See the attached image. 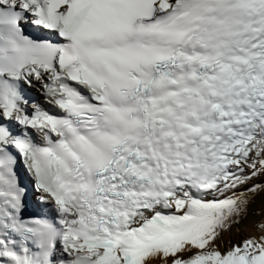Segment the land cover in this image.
Listing matches in <instances>:
<instances>
[{"label":"snow or ice","instance_id":"6c2138e0","mask_svg":"<svg viewBox=\"0 0 264 264\" xmlns=\"http://www.w3.org/2000/svg\"><path fill=\"white\" fill-rule=\"evenodd\" d=\"M0 121L2 264H264V234L216 244L244 194L203 198L264 170V0H0ZM12 149L56 223L21 218Z\"/></svg>","mask_w":264,"mask_h":264},{"label":"bare ground","instance_id":"6f19581e","mask_svg":"<svg viewBox=\"0 0 264 264\" xmlns=\"http://www.w3.org/2000/svg\"><path fill=\"white\" fill-rule=\"evenodd\" d=\"M42 81L33 80L35 87L42 86ZM255 158V154L252 153ZM262 157V156H261ZM246 166L244 167V169ZM259 183L256 191H249L256 188L254 184L252 187H245L243 185H237L231 190L219 192L209 191L203 193L205 199H224L232 195L244 194L247 204L244 206V210L240 216L236 217L231 223L230 227L223 230L216 241V244L221 250H226L234 244L242 242L244 239L252 236L259 237L264 230L261 229V225H264V176L252 177L251 180ZM252 180V181H253ZM242 187V188H241ZM146 264H164V258L162 256L149 257Z\"/></svg>","mask_w":264,"mask_h":264},{"label":"rangeland","instance_id":"374dc122","mask_svg":"<svg viewBox=\"0 0 264 264\" xmlns=\"http://www.w3.org/2000/svg\"><path fill=\"white\" fill-rule=\"evenodd\" d=\"M253 156V155H252ZM254 157V156H253ZM256 158V157H255ZM260 158H264V155H262V157H260ZM252 169L250 168V167H248V166H246V168L243 170V173L241 174V173H237L238 175H243V176H245V177H249L248 179H246L245 181H243L242 183H240L239 185H243V186H245V187H252V184H254V186L256 187V186H258L259 185V183H257V182H254V180L252 181L251 180V178L252 177H257V176H260V177H262V176H264V170H260L259 172H257V174L256 175H252ZM242 188V187H241ZM262 234H264V232L262 233ZM255 237H257V236H255Z\"/></svg>","mask_w":264,"mask_h":264}]
</instances>
